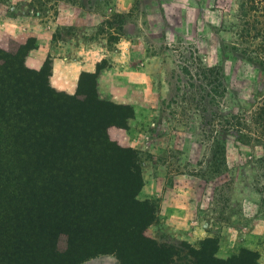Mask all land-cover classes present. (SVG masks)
Returning a JSON list of instances; mask_svg holds the SVG:
<instances>
[{
  "label": "rangeland",
  "instance_id": "1",
  "mask_svg": "<svg viewBox=\"0 0 264 264\" xmlns=\"http://www.w3.org/2000/svg\"><path fill=\"white\" fill-rule=\"evenodd\" d=\"M239 1L0 0V264H120L101 252L132 225L159 264H264V144L253 126L221 142L218 119L264 96ZM55 60L91 71L57 91Z\"/></svg>",
  "mask_w": 264,
  "mask_h": 264
},
{
  "label": "trees",
  "instance_id": "2",
  "mask_svg": "<svg viewBox=\"0 0 264 264\" xmlns=\"http://www.w3.org/2000/svg\"><path fill=\"white\" fill-rule=\"evenodd\" d=\"M255 14V15H264V0H240L238 7H237V19L240 22L239 27L236 29L235 36L239 38L242 42L247 43H253L251 45V48H244L241 50V54L244 56L243 58L245 61L251 65L252 68L255 70H263L264 68V26L257 28L254 22L248 21L249 15ZM260 25V24H259ZM98 71V70H97ZM98 73H82L79 79L78 84V91L80 92L82 80L84 78H88L91 80L92 87L95 88L96 85V77ZM203 80L206 82V87L209 88V92L214 96L210 97L209 95H206V100L204 101L206 105L212 103V104H218L219 99H223L225 97V94L227 92L223 79L222 74L217 66H214L213 68L208 69L203 74H201ZM97 99V98H96ZM228 116V113H220L219 114V121H221L222 124H225L227 128H229L230 131H227L226 129L220 130V134L222 136L221 142L225 140L224 134L227 133H235V134H241L242 129L248 130L249 126H253L256 130L258 135L260 136L263 144H264V96H262L255 106V110L252 113L249 118H247L245 121L242 122V124H239V122H234V119L230 116L229 120H226L225 117ZM126 120V118H124ZM244 120L243 118H241ZM114 121L108 120L106 123H109L111 125H116L113 123ZM218 133V130H217ZM83 141L82 143H84ZM221 142H215V145L221 146ZM81 144V143H80ZM79 143H77L78 146H80ZM135 201V200H134ZM150 220H148V223ZM147 223V224H148ZM146 224V225H147ZM124 227V226H123ZM122 227V228H123ZM112 244L110 247H108L106 250H102L96 253H103V252H110L115 253L117 255V258L120 262V264H133L134 261V255L131 256V260L129 258L128 251L132 248L137 249H145L146 247L150 246V249H152V252L154 254L153 260L154 263L159 264L161 256L163 254H166L164 250L161 251L155 243L152 241L147 240L142 233L141 228H139L136 225L129 226L125 230L118 231V233H115L111 235ZM163 253V254H162ZM140 259V257L136 256Z\"/></svg>",
  "mask_w": 264,
  "mask_h": 264
},
{
  "label": "crops",
  "instance_id": "3",
  "mask_svg": "<svg viewBox=\"0 0 264 264\" xmlns=\"http://www.w3.org/2000/svg\"><path fill=\"white\" fill-rule=\"evenodd\" d=\"M88 69L86 72L91 71L90 67L86 65L82 66H70L68 70H65V64L61 60H55L53 62V73L50 77V85L57 91H64L67 93H72L74 88L72 85L74 81L81 73V71H85L84 68Z\"/></svg>",
  "mask_w": 264,
  "mask_h": 264
}]
</instances>
